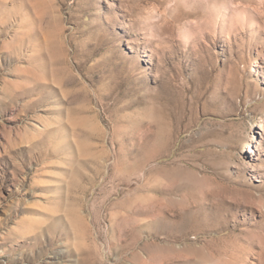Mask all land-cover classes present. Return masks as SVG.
Here are the masks:
<instances>
[{"label": "rangeland", "instance_id": "rangeland-1", "mask_svg": "<svg viewBox=\"0 0 264 264\" xmlns=\"http://www.w3.org/2000/svg\"><path fill=\"white\" fill-rule=\"evenodd\" d=\"M264 0H0V264H264Z\"/></svg>", "mask_w": 264, "mask_h": 264}, {"label": "bare ground", "instance_id": "bare-ground-1", "mask_svg": "<svg viewBox=\"0 0 264 264\" xmlns=\"http://www.w3.org/2000/svg\"><path fill=\"white\" fill-rule=\"evenodd\" d=\"M260 128H261V130H263V129H264V126L261 124V125H260Z\"/></svg>", "mask_w": 264, "mask_h": 264}]
</instances>
